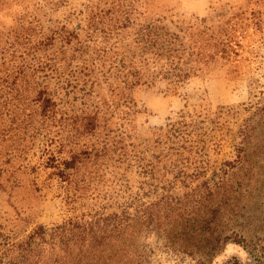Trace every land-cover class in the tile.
Here are the masks:
<instances>
[{"label":"rangeland","instance_id":"1","mask_svg":"<svg viewBox=\"0 0 264 264\" xmlns=\"http://www.w3.org/2000/svg\"><path fill=\"white\" fill-rule=\"evenodd\" d=\"M209 36L228 58L206 64ZM162 198L149 264H264V0L0 2V264L37 225Z\"/></svg>","mask_w":264,"mask_h":264},{"label":"trees","instance_id":"2","mask_svg":"<svg viewBox=\"0 0 264 264\" xmlns=\"http://www.w3.org/2000/svg\"><path fill=\"white\" fill-rule=\"evenodd\" d=\"M4 1L0 0V2ZM39 36L36 43L38 44L36 47L39 49L47 47L54 38V36L42 32ZM13 37L19 39L24 37L25 43L31 41L30 35L16 34ZM11 38V36H7L5 40L9 42ZM161 38L171 43V40L167 39V35H161ZM176 39L178 40V37ZM213 39L215 41H212ZM209 40L213 42L212 45L215 49L205 55L207 57L206 64H210L209 58L217 62L219 57L226 54H228L227 58L230 56L227 50L228 44L223 43L215 36H209ZM166 45L167 43H162L155 54L162 55L158 51L164 50ZM179 58L178 61H181L183 55L180 54ZM45 68V65L33 66L31 74L35 75ZM27 72L26 70L21 72L22 81H28ZM134 77L135 83L144 80L137 75ZM35 90L32 101L37 103L38 123L43 125L46 121H51L56 114L55 102L47 86L41 84ZM89 123L95 125L94 120H89ZM78 157L79 155H75L66 161V167L73 168L76 166L79 162L77 161ZM45 158L46 167L56 166L53 155L49 154ZM58 175L62 180L69 179V173L65 169H61ZM163 198L146 205L141 204L135 212H129L125 209L111 212L89 211L58 221L50 228L43 224L37 225L27 239L20 243L21 247H25L24 249L7 250L6 255L9 257L7 264H149L146 246L140 243L145 228H148L153 222L154 216H157V224L161 225V218L158 216L161 211L179 209L177 202L175 206L171 205L168 208L169 202ZM154 209H157V212H154ZM206 221L208 222V220ZM227 238L228 236L223 238L219 236L217 240L219 242ZM32 243L35 244L36 248L49 244L51 249H33ZM181 246L183 249H188L186 245ZM214 247L216 248L217 245Z\"/></svg>","mask_w":264,"mask_h":264}]
</instances>
